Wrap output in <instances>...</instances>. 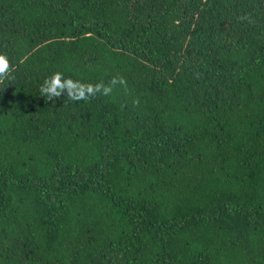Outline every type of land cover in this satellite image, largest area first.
Segmentation results:
<instances>
[{"label": "trees", "instance_id": "obj_1", "mask_svg": "<svg viewBox=\"0 0 264 264\" xmlns=\"http://www.w3.org/2000/svg\"><path fill=\"white\" fill-rule=\"evenodd\" d=\"M0 54V264H264V0H0Z\"/></svg>", "mask_w": 264, "mask_h": 264}, {"label": "clouds", "instance_id": "obj_2", "mask_svg": "<svg viewBox=\"0 0 264 264\" xmlns=\"http://www.w3.org/2000/svg\"><path fill=\"white\" fill-rule=\"evenodd\" d=\"M13 71L14 67L8 57L5 54H0V84L14 79ZM118 85L127 91V82L122 76H114L107 83L101 81L93 84L70 77L66 78L63 73L55 72L43 81L40 93L47 101L53 102L62 96L65 97V101L69 102L89 101L97 96H110ZM132 103L133 106L138 107L140 101L136 98Z\"/></svg>", "mask_w": 264, "mask_h": 264}]
</instances>
